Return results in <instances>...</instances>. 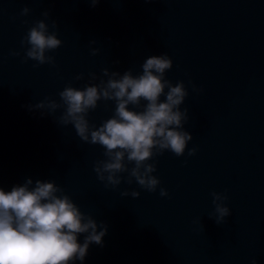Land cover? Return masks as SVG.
<instances>
[{
  "label": "water",
  "instance_id": "95a60500",
  "mask_svg": "<svg viewBox=\"0 0 264 264\" xmlns=\"http://www.w3.org/2000/svg\"><path fill=\"white\" fill-rule=\"evenodd\" d=\"M41 19L62 44L46 53L55 64L34 67L21 41ZM163 53L173 61L165 78L188 91L181 109L189 110L184 127L193 139L183 156L153 158L155 192L128 184L127 173L105 187L94 171L104 149L59 125L62 109L41 115L28 106L58 100L69 84L83 88L105 67L138 74ZM114 109L102 100L88 118L99 126ZM28 178L30 187L55 181L97 231L107 224L103 245L90 244L74 264H264V0H0V187L10 191ZM125 189L141 195L121 196ZM213 192L227 195L231 212L219 225L209 217Z\"/></svg>",
  "mask_w": 264,
  "mask_h": 264
},
{
  "label": "clouds",
  "instance_id": "9594fccd",
  "mask_svg": "<svg viewBox=\"0 0 264 264\" xmlns=\"http://www.w3.org/2000/svg\"><path fill=\"white\" fill-rule=\"evenodd\" d=\"M89 2L95 6L100 0ZM30 11L25 7L21 15L26 16ZM42 15L50 17L49 10H44ZM52 27H57L56 20L52 21ZM21 44L28 45L25 59L36 61L35 67L55 64V57L46 53L59 48L62 40L41 19L28 30ZM91 51L96 55L100 49ZM172 66V59L163 53L149 56L138 74L132 68L121 73L105 67L100 77L95 72L89 73L88 78L93 82L83 88L66 85L58 93V100L46 97L28 107L41 110V115H52L62 109L56 119L59 125H72L81 141L104 149L105 159L96 161L94 171L105 187L116 188L124 180L121 174L127 173L128 184L134 179L141 188L155 192L161 181L153 175L156 171L153 158L165 151L183 156L193 139L184 127L189 110L181 109L188 95L185 84L183 81L173 84L165 78ZM75 79H84V74H78ZM97 79L99 83H94ZM102 100L114 101L115 109L111 117L96 126L88 116ZM196 151L195 147L190 148L188 155ZM32 184L28 178L10 191L0 187V264H74L77 260L84 261L90 244L103 245L107 224L102 221L97 231L92 215L81 211L55 181L36 180L34 187H30ZM129 195L138 198L141 193L135 189L121 192V196ZM167 195L168 190L161 187L160 196ZM212 197L215 207L209 217H214L219 225L231 214L224 203L228 197L219 192H213ZM80 234H87L83 243L78 241ZM251 264H257L255 258Z\"/></svg>",
  "mask_w": 264,
  "mask_h": 264
}]
</instances>
